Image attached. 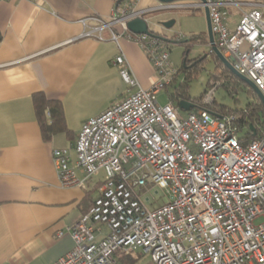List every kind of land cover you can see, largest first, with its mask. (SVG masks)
<instances>
[{"label":"built area","instance_id":"1","mask_svg":"<svg viewBox=\"0 0 264 264\" xmlns=\"http://www.w3.org/2000/svg\"><path fill=\"white\" fill-rule=\"evenodd\" d=\"M194 1L166 7L206 8L215 46L264 96L261 10L244 0ZM228 9L239 12L234 27ZM140 17L124 2L108 19L80 21L82 37L105 41L106 32L118 47L120 39L134 41L155 79L87 120L73 155L52 151L61 186L88 190L99 182L90 208L57 233L68 234L73 248L53 264H118L117 254L132 253L152 264H264V136L241 144L228 116L201 109L181 117L172 103L159 104L160 90L177 71L166 40L128 31V22ZM183 39L176 35V42ZM111 65L125 84L137 86L122 52ZM146 185L168 201L148 207L149 191L141 193Z\"/></svg>","mask_w":264,"mask_h":264},{"label":"crops","instance_id":"2","mask_svg":"<svg viewBox=\"0 0 264 264\" xmlns=\"http://www.w3.org/2000/svg\"><path fill=\"white\" fill-rule=\"evenodd\" d=\"M244 1L256 5L264 17V0ZM124 2L140 11L143 20L170 9L169 4L181 3L0 2V264H53L73 248L68 234L58 237L57 233L65 232L90 208L99 182L93 180L88 190L61 186L52 151L67 149L73 155V144L87 120L138 88L148 89L155 79L152 65L134 41L120 39L119 50L106 32L105 41L82 37L81 20L108 19L115 6ZM248 9L244 7V11ZM228 13L234 27L239 12L228 9ZM120 52L137 83L134 88L111 65ZM37 93L61 102L67 134L43 139L32 104ZM182 113L179 111L181 117L187 115ZM114 259L118 264H152L140 253L117 254Z\"/></svg>","mask_w":264,"mask_h":264},{"label":"trees","instance_id":"3","mask_svg":"<svg viewBox=\"0 0 264 264\" xmlns=\"http://www.w3.org/2000/svg\"><path fill=\"white\" fill-rule=\"evenodd\" d=\"M156 35L158 34L150 32V36ZM176 43L184 47V52L182 54L183 61L181 68L177 70L176 76L169 85L172 90H166L168 102L172 103L177 110L186 112L187 114L203 109L211 114L228 116L232 119V123L236 127L238 139L241 144H246L252 140L262 138L264 136V108L262 104L252 90L230 73L217 57L210 52V48L209 55L214 60L215 73L210 75L207 87L211 90L217 86H222L228 91V94L232 96L235 89L243 85L249 89L248 93L252 95L253 101L249 102L244 109L238 110L219 105L213 100L211 103H207V94L204 96L205 102H203L202 98L196 101L190 100L188 95V83L199 71L203 70L204 61L208 54L204 56L198 55L193 59H189L187 58V52L193 45H204L209 47L206 32L191 35ZM179 73H183V80L177 85L176 80ZM181 101L189 104L190 108L188 111H184L178 107V103ZM32 104L37 123L45 141H49L57 134L68 133L60 101L47 99L42 93H37L32 97Z\"/></svg>","mask_w":264,"mask_h":264},{"label":"rangeland","instance_id":"4","mask_svg":"<svg viewBox=\"0 0 264 264\" xmlns=\"http://www.w3.org/2000/svg\"><path fill=\"white\" fill-rule=\"evenodd\" d=\"M179 2L187 3L195 1L183 0ZM156 3L157 5H165L157 0ZM145 21L150 31L158 33L163 40L172 42L169 44V60L175 71L181 68L183 61L182 54L184 52V47L176 43V35L181 34L184 37H188L192 34L206 32V20L203 9H165L156 12L155 14L146 16ZM171 21L174 22L173 26L166 29L164 24ZM207 54L208 56L204 61L203 70L199 71L197 75L188 83V95L190 100L196 101L202 98L203 102H205L204 96L213 91L211 98L217 104L231 109H244L249 102L253 101V99L252 95L248 93L249 89L243 85L238 86L232 96H230L228 91L222 86H217L211 90L207 87L210 75L215 73V63L209 55V48L207 46L193 45L188 49L187 58L193 59L198 55L204 56ZM182 80L183 73H179L176 84L178 85L182 82ZM166 90L171 91L172 89L169 86L163 87L157 96V101L161 105L168 102ZM182 114H185V112ZM147 190L149 191L147 196L150 197V202L147 203L148 207L155 208L168 201V197H166L163 191L159 190L158 194H155L154 192L156 189L149 185H146V187L142 189L141 193L147 192Z\"/></svg>","mask_w":264,"mask_h":264},{"label":"water","instance_id":"5","mask_svg":"<svg viewBox=\"0 0 264 264\" xmlns=\"http://www.w3.org/2000/svg\"><path fill=\"white\" fill-rule=\"evenodd\" d=\"M157 1H159L160 3H166L167 4V3H172L175 1H181V0H157ZM199 1L204 2V0H199ZM204 15H205V20H206V34H207L208 44L210 47V52H212L217 57V59L230 71V73H232L236 78H238L245 85H247L249 87V89L252 90V92L256 95V97L258 98V100L260 101V103L262 104V106L264 108V96L259 92V90L256 88V86L250 80H248L246 77L238 74L234 70V68L231 66V64L227 61V59H225L223 57L221 52L215 46L213 34L211 32L208 10L206 8L204 9ZM173 24H174V22L171 21V22L165 23L164 27L166 29H169L173 26ZM127 28L131 33L136 34V35H138V34L150 35V31L148 29V25H147L146 21L141 19V18H136V19L129 21L127 24ZM212 93H213V91H211L207 94V103L212 102V100H213L211 98ZM178 107L184 111H188L190 108L189 104L186 102H183V101L178 103Z\"/></svg>","mask_w":264,"mask_h":264}]
</instances>
